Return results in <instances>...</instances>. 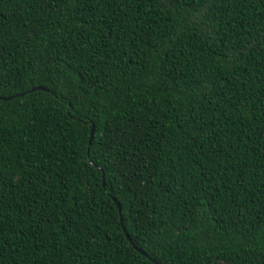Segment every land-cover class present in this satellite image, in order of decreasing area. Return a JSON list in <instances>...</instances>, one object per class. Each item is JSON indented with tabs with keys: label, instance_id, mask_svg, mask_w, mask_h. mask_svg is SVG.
Listing matches in <instances>:
<instances>
[{
	"label": "trees",
	"instance_id": "1",
	"mask_svg": "<svg viewBox=\"0 0 264 264\" xmlns=\"http://www.w3.org/2000/svg\"><path fill=\"white\" fill-rule=\"evenodd\" d=\"M18 91L0 264H264V0H0Z\"/></svg>",
	"mask_w": 264,
	"mask_h": 264
},
{
	"label": "water",
	"instance_id": "2",
	"mask_svg": "<svg viewBox=\"0 0 264 264\" xmlns=\"http://www.w3.org/2000/svg\"><path fill=\"white\" fill-rule=\"evenodd\" d=\"M38 86L43 87L42 84H33V85L29 86L28 89H31V88H34V87H38ZM21 92H23V91H18V92H15V93H12V94H6V95H1V94H0V97H8V96H10V95L19 94V93H21ZM91 133H92V125L90 124V125H89V129H88L87 143H86V146H85L86 148H87L88 141H89V139H90ZM101 181H102V184H104L103 174L101 175ZM115 201H116L117 206L119 207V202H118V200H115ZM125 236L129 239V236L127 235L126 232H125ZM136 248H137L139 251H141V252H143V253H146V252H145L143 249H141L140 247L136 246ZM155 262H156L157 264H161V263L158 262L157 260H155Z\"/></svg>",
	"mask_w": 264,
	"mask_h": 264
}]
</instances>
